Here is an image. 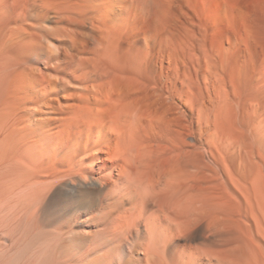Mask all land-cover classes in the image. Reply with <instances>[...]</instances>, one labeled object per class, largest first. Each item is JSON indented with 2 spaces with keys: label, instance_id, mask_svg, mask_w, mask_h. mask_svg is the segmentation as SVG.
Masks as SVG:
<instances>
[{
  "label": "bare ground",
  "instance_id": "obj_1",
  "mask_svg": "<svg viewBox=\"0 0 264 264\" xmlns=\"http://www.w3.org/2000/svg\"><path fill=\"white\" fill-rule=\"evenodd\" d=\"M0 264H264V0H0Z\"/></svg>",
  "mask_w": 264,
  "mask_h": 264
}]
</instances>
